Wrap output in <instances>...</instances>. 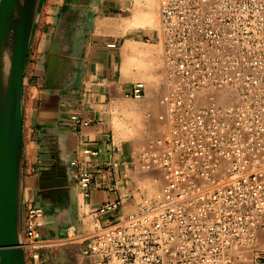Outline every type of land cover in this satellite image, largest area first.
Instances as JSON below:
<instances>
[{"label":"built area","instance_id":"2783aa9c","mask_svg":"<svg viewBox=\"0 0 264 264\" xmlns=\"http://www.w3.org/2000/svg\"><path fill=\"white\" fill-rule=\"evenodd\" d=\"M159 14L165 132L136 159L164 185L128 215L120 201L103 205L85 253L102 264H264V0H160ZM145 93L138 81L126 97ZM78 178L88 197L91 170ZM45 217L35 205L23 212L28 264L50 246Z\"/></svg>","mask_w":264,"mask_h":264},{"label":"crops","instance_id":"0c3cea01","mask_svg":"<svg viewBox=\"0 0 264 264\" xmlns=\"http://www.w3.org/2000/svg\"><path fill=\"white\" fill-rule=\"evenodd\" d=\"M129 3L46 0L41 10L23 90L22 206L23 212L29 205L44 208V240L63 242L42 249L38 264H102L85 253L102 219L97 211L120 201L119 214L128 215L163 188L154 187L159 177L141 170L136 159L137 144L163 127L157 99L164 77L160 85L161 73L141 54L161 43V30L134 25L138 12L126 14ZM147 4L157 15L154 3ZM138 81L146 83L145 97L127 98ZM74 114L89 125H76ZM76 157L78 165L71 166ZM81 169L93 174L88 197L79 185Z\"/></svg>","mask_w":264,"mask_h":264},{"label":"water","instance_id":"95a60500","mask_svg":"<svg viewBox=\"0 0 264 264\" xmlns=\"http://www.w3.org/2000/svg\"><path fill=\"white\" fill-rule=\"evenodd\" d=\"M43 0H0V264H28L22 233L23 90Z\"/></svg>","mask_w":264,"mask_h":264},{"label":"rangeland","instance_id":"374dc122","mask_svg":"<svg viewBox=\"0 0 264 264\" xmlns=\"http://www.w3.org/2000/svg\"><path fill=\"white\" fill-rule=\"evenodd\" d=\"M45 1L46 0H43L42 2V5H41V8H40V11H39V15H38V18H37V24H36V30H37V27L40 23V19H41V10L44 8V4H45ZM129 2V11L126 13L128 14L129 16L133 15L134 11L136 12H139L142 13V12H150V7L148 6L147 4V1L146 0H128ZM134 2H136V5L137 7H135V4ZM159 4H160V0H157V5L155 4V11L157 12V23L154 24V25H147V26H137V27H142V28H145V27H155L156 29H159L160 28V14H159ZM138 6H140L143 10H145L147 8L146 11H140V9L138 8ZM151 13V12H150ZM35 35H36V32H35ZM34 39H35V36H34ZM34 43V42H33ZM153 50H148V52L146 53V51H142L141 54H145V57L149 58V60L147 59L146 61L148 62L147 66L149 65V63H152V68L154 71H158L161 73V77L159 78V82H160V85H161V82H163V73H164V63H163V46H162V42L158 45V46H153L152 47ZM151 56V57H150ZM158 82V83H159ZM157 84V83H156ZM164 90V88H162V90L160 89V93H162ZM159 96V95H158ZM159 98V97H158ZM158 101V104H159V99H157ZM138 102V101H137ZM160 117V114L157 115V120L160 121L159 119ZM143 120H150V115H143L142 117ZM161 124H162V131L161 132H158L156 135H153L151 137H147L146 139L140 141L137 146H136V153L139 152L141 146L148 140V139H152V138H157V137H160L164 132H165V127L163 125V122L160 121ZM154 177L155 175H157L159 177V180L158 182H156L157 180L155 178H153V185L154 187H159L160 185L163 186L164 184V180L161 179L160 177V173L159 172H156V171H153V174ZM156 180V181H155ZM159 195V191L158 190H155L154 193H152L150 196H148L147 198H156L157 196ZM48 241V240H47ZM50 243V246L49 247H55L58 245H60L63 241L62 240H57V241H48Z\"/></svg>","mask_w":264,"mask_h":264},{"label":"bare ground","instance_id":"6f19581e","mask_svg":"<svg viewBox=\"0 0 264 264\" xmlns=\"http://www.w3.org/2000/svg\"><path fill=\"white\" fill-rule=\"evenodd\" d=\"M147 3L153 5L157 4V0H147ZM152 10V9H151ZM150 10V12H151ZM150 12H142L139 14V12L137 13V15L135 16V22L134 25L136 26H147V25H154L157 23V15H155L154 13H150ZM22 247H24V245L22 244Z\"/></svg>","mask_w":264,"mask_h":264}]
</instances>
